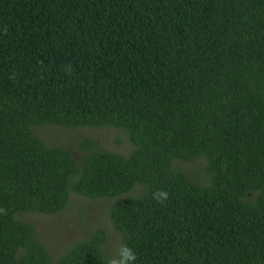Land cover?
Segmentation results:
<instances>
[{
	"label": "trees",
	"instance_id": "obj_1",
	"mask_svg": "<svg viewBox=\"0 0 264 264\" xmlns=\"http://www.w3.org/2000/svg\"><path fill=\"white\" fill-rule=\"evenodd\" d=\"M42 125L132 150L75 159ZM198 158L203 186L172 169ZM71 194L114 199L135 264H264V0H0V264H107L102 229L52 261L19 218Z\"/></svg>",
	"mask_w": 264,
	"mask_h": 264
},
{
	"label": "rangeland",
	"instance_id": "obj_2",
	"mask_svg": "<svg viewBox=\"0 0 264 264\" xmlns=\"http://www.w3.org/2000/svg\"><path fill=\"white\" fill-rule=\"evenodd\" d=\"M32 133L45 146L65 147L75 159H79L81 151L79 143L83 139L93 141L97 149L127 155L131 143L126 133L115 128H61L53 125H42L32 128ZM172 169L184 173L189 180L198 184H208L204 171L205 161L198 158L192 162H172ZM137 188L126 195H135ZM114 199H86L71 194L66 206L58 213L50 216L33 213H23L19 216L22 221L31 224L35 231L36 240L45 248L49 258L54 261L73 243L83 240L95 229H102L105 242L102 250L106 263L118 254L120 236L111 226L108 211Z\"/></svg>",
	"mask_w": 264,
	"mask_h": 264
},
{
	"label": "clouds",
	"instance_id": "obj_3",
	"mask_svg": "<svg viewBox=\"0 0 264 264\" xmlns=\"http://www.w3.org/2000/svg\"><path fill=\"white\" fill-rule=\"evenodd\" d=\"M153 198L157 202L163 203L168 198V194L166 192H157L153 194ZM136 259V253L132 248L127 245H121L118 249L117 256L108 260L107 264H135Z\"/></svg>",
	"mask_w": 264,
	"mask_h": 264
}]
</instances>
